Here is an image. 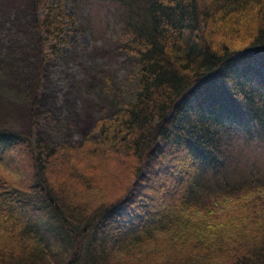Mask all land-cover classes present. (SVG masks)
<instances>
[{
    "label": "trees",
    "instance_id": "1",
    "mask_svg": "<svg viewBox=\"0 0 264 264\" xmlns=\"http://www.w3.org/2000/svg\"><path fill=\"white\" fill-rule=\"evenodd\" d=\"M30 7L50 55L66 27H119L136 92L80 149L0 129V264H123L106 257L132 253L139 264H264V0ZM133 155L134 175L97 204L105 161ZM61 166L59 185L48 176Z\"/></svg>",
    "mask_w": 264,
    "mask_h": 264
},
{
    "label": "rangeland",
    "instance_id": "2",
    "mask_svg": "<svg viewBox=\"0 0 264 264\" xmlns=\"http://www.w3.org/2000/svg\"><path fill=\"white\" fill-rule=\"evenodd\" d=\"M65 8L72 10L69 1ZM33 14L30 0H0V129L32 140L38 137L48 149L61 151L63 145L83 148L86 140L97 136L91 131L96 120L113 118L134 99L136 59L118 49L117 42L122 46L123 40H119V27L110 22L101 24L97 33L66 27L57 53H43ZM74 14L79 17V12ZM101 22L95 19L97 26ZM61 157L70 162L66 155ZM139 158L133 155L126 160L112 157L105 161L108 173L103 184L108 194L97 199V204L113 196L125 175L131 179ZM11 166L14 170L22 168ZM64 167L57 168L48 179L60 185ZM133 255H116L114 259L108 254L106 259L109 256L113 262L139 264ZM140 257L146 259L144 254ZM163 258L159 256L156 261Z\"/></svg>",
    "mask_w": 264,
    "mask_h": 264
},
{
    "label": "bare ground",
    "instance_id": "3",
    "mask_svg": "<svg viewBox=\"0 0 264 264\" xmlns=\"http://www.w3.org/2000/svg\"><path fill=\"white\" fill-rule=\"evenodd\" d=\"M119 38H120V37H119ZM261 121H262V120H261ZM257 123H258V122H257ZM262 123H263V122H262ZM253 127H254V126H253ZM255 129H257V128H255ZM258 129H260V128H258ZM260 130H261V129H260ZM260 130H259V131H260ZM252 133H253V132H252ZM252 133H251V135H253ZM261 134L263 135V133H261ZM255 136H256V135H255ZM263 136H264V135H263ZM252 140H253V139H252Z\"/></svg>",
    "mask_w": 264,
    "mask_h": 264
}]
</instances>
